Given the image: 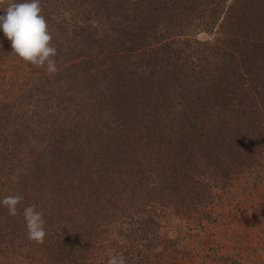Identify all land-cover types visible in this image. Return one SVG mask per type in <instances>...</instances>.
<instances>
[{
  "label": "trees",
  "instance_id": "trees-1",
  "mask_svg": "<svg viewBox=\"0 0 264 264\" xmlns=\"http://www.w3.org/2000/svg\"><path fill=\"white\" fill-rule=\"evenodd\" d=\"M89 1L72 21L82 33L75 44L64 17L53 25L46 21L70 54L56 61L55 74L19 57L7 88L0 89V196L11 187L12 175L4 170H14L11 159L29 163L35 150L45 149L51 163L39 165L45 172L39 180L75 201L59 194L50 207L61 226L45 235L44 264H107L109 252L127 261L152 248L157 234L150 231L158 228L163 207L156 212L142 188L170 193L177 204L171 223L182 227L163 233L164 250L199 237L205 243L191 251L200 264H242L250 255L242 256L235 245L231 255L228 248L210 249L209 228L232 230L238 216L264 209V0H232V17L215 31L213 20L227 0ZM13 2L20 0H0V9ZM40 6L51 9L48 1ZM200 32L211 38H198ZM0 46L3 57L17 56L2 32ZM85 57L94 63L83 68ZM112 69L117 72L111 78ZM83 103L90 116H71ZM115 126L120 131L112 142L101 135L78 144L92 130L115 132ZM67 148L71 154L64 157ZM79 152L86 157L79 159ZM119 210L128 214L127 227ZM102 232L112 237L105 250L94 244ZM257 245L253 253L264 249ZM158 253L144 255L140 264H160Z\"/></svg>",
  "mask_w": 264,
  "mask_h": 264
},
{
  "label": "rangeland",
  "instance_id": "rangeland-1",
  "mask_svg": "<svg viewBox=\"0 0 264 264\" xmlns=\"http://www.w3.org/2000/svg\"><path fill=\"white\" fill-rule=\"evenodd\" d=\"M46 1L50 2L51 9L50 10H42L46 11L49 14V11L51 12V17L45 18L46 21H48L49 25H53V19L56 18L58 22L62 19V22H66L65 28H67L68 31H70L69 38L71 39L72 44H75L74 40L76 39L78 34H82L81 32L77 30H73L72 27V21L75 20L74 15L77 13L83 12V9H87L88 5H86V1L89 0H40V2L45 3ZM83 1V2H82ZM81 10L79 9V4L81 3ZM90 3V1H89ZM232 0H227L226 5L222 7L221 9H218V14L216 13V18L213 20V31L218 29V25L222 24V28L224 29L223 25L226 24V20H229L232 17V11L229 9V5H231ZM213 8V7H210ZM66 9V10H65ZM63 12V14L58 18L57 15L59 13ZM225 22V23H224ZM86 29H89L87 27ZM73 31V32H72ZM83 31V30H82ZM200 39H210V35L206 32H200L197 36ZM64 38H61L59 36L52 37L51 45L54 46L57 50L60 51L59 54L56 56H60L58 59H56V56L54 57L55 61H62L64 59H67V57L70 56L68 51H64L63 48L60 46L61 42ZM70 44V47L73 46ZM3 47V45H2ZM92 51V50H90ZM8 58L3 57V51H1L0 46V89L7 88L5 85V81L8 80L7 77H10L12 75V66L19 63L18 60L20 59L19 56L14 55L12 53H8ZM5 58V59H3ZM92 57H85L82 63L80 64L81 67H89L94 62L91 60ZM139 60V59H137ZM66 63V64H65ZM65 66L67 65V62H65ZM98 63V62H96ZM95 63V64H96ZM35 67V66H34ZM124 69L127 67H123ZM16 70L18 72L20 71V68L16 67ZM113 72L110 77L112 78L114 76V73L117 72V70H111ZM110 78V79H111ZM108 79V80H110ZM113 82V80L111 81ZM101 108V107H100ZM75 112L71 113V116L75 117L76 113H82V115L85 113L87 117L90 115L87 113L88 107L83 103V105H79L74 108ZM89 115V116H88ZM94 115V114H93ZM83 117V116H82ZM99 121H106L103 116L97 115ZM82 121V118H79ZM94 123H92L91 127L89 129L93 128ZM115 132L113 130H107L106 133L102 129L92 130L89 134L81 136L78 139V144L82 145L84 143L83 140L86 138H92L97 137L101 138V135H106V140L109 138L110 141L114 139V136L119 133V129L117 126ZM93 134L92 136H89ZM68 149V148H67ZM35 155L26 158L29 163H27L25 160H22L20 157H17V159H11L13 165H15L14 170H10L8 167H5V173L8 175L10 174V177L12 175V183L11 187L8 186L6 189H4L1 192L0 199H3L5 196L19 194L20 192L24 191H30L26 197L23 198L21 203L17 206L18 207V213L16 216L10 217L8 214L7 208L4 206H0V264H44L46 263V258L49 256L48 253H46V244L47 239L44 238L43 243H37L35 241L29 240L28 236H23L24 234H19L20 231L25 230V221L23 218V209L27 206H35L38 211H40L43 214V219L45 221L44 228L45 232L47 233H53L55 232L54 229L58 225H60V222H57V220L53 217V214L51 212L50 207L53 206L54 203H56L57 195L61 194L62 192L57 187H52L50 184L47 183V180L40 181L39 177H43L44 171L42 172L39 165H49L51 162L49 161V158L47 157V153L45 152V149L43 151L35 150ZM71 154L70 149L67 150L63 154L64 157H69ZM75 156V154H74ZM77 157L79 159H83L86 157V155H82L81 152L77 153ZM24 158V157H22ZM64 160V159H62ZM86 162H90V170L93 169L92 161L90 159H85ZM54 163V162H53ZM152 167V165H151ZM34 168L36 170H34ZM12 171V172H11ZM37 171V172H36ZM73 172V170L71 171ZM0 175L4 176L2 171L0 170ZM24 177L32 179L31 181H27L26 179H23ZM38 182L43 183L41 186H37ZM31 186H34L36 188H31ZM50 186V187H49ZM135 185L129 184V188L134 187ZM65 188V187H64ZM142 191L144 195H148L150 197V205L157 206V211H160V208L163 207V214L162 217L159 219L160 223L158 225V228H153L150 232H154L157 234L156 237L152 238L151 244H154V249H143L140 250L137 254H133L132 257L126 261V264H140L145 260L144 255H147L151 258L154 253L157 251L160 254V264H200L199 259L195 257V251H191L192 246L199 245L201 243H205L203 241L199 240V237H191L184 239L185 241L180 242L175 245L174 247H170L167 250H164L165 245L163 246V233H167V230L174 226L175 229H177V226L182 227V223H171V218H175V210L176 205L174 202V197L171 198L170 193H164V191H161L160 195H158L156 192L154 193V190L148 189V188H142ZM137 193H141V189L137 188ZM65 200L68 201H75L72 198V194H63ZM49 197L54 201L46 200V198ZM147 197V196H146ZM159 197V200L156 198ZM119 202V201H117ZM116 202V203H117ZM64 207L68 208L69 205H65ZM121 206H118V208ZM120 211V210H119ZM120 218L122 220L123 227H127L129 225V218H127L128 214L127 212L120 211ZM164 215V216H163ZM11 218V219H10ZM128 220V223L125 224V220ZM158 220V221H159ZM234 228L232 230L226 229L224 227L213 225L214 228H209L210 233L213 234L211 236V242L208 244L210 249H213L216 246V249H221L222 247L228 248L230 255L232 254L231 248L233 245L237 247V249L241 250V255L246 256L250 255V258H247L244 262L243 257L241 258L242 264H264L261 261L264 256V249H257L255 253L252 252L251 248L253 246L254 241L258 242L257 246H262L264 244V209L263 210H255L250 209L245 215L238 216L236 218V221L234 220ZM62 224V223H61ZM237 224V225H236ZM53 225V226H52ZM174 232H171V235H175ZM111 233L105 234L102 232L100 236L97 238L96 241H94V244L96 246H102L108 245L109 242L111 243L112 237L110 236ZM140 235V233H138ZM167 235V234H165ZM183 235V234H182ZM201 238H204V236L201 235ZM228 238V240H227ZM51 242L56 241L55 236H51ZM198 240V241H197ZM95 246V247H96ZM263 247V246H262ZM174 248V250H171ZM223 248V249H224ZM249 248V250H248ZM206 250V249H205ZM229 255V253H227ZM143 256V257H142ZM259 256H262L261 258H258ZM126 259V258H125ZM206 261L205 264H217L213 262V260H203ZM159 264V263H158Z\"/></svg>",
  "mask_w": 264,
  "mask_h": 264
},
{
  "label": "clouds",
  "instance_id": "clouds-1",
  "mask_svg": "<svg viewBox=\"0 0 264 264\" xmlns=\"http://www.w3.org/2000/svg\"><path fill=\"white\" fill-rule=\"evenodd\" d=\"M40 0H20L0 9V32L10 42L11 49L22 60L38 68H45L47 73L57 72V49L51 45L52 36L48 31L45 17L41 14ZM23 200L19 194L0 199V206L7 208L10 216H16L18 205ZM26 232L29 240L43 243L46 232L43 214L35 206L23 209ZM107 264H126L123 255L108 253Z\"/></svg>",
  "mask_w": 264,
  "mask_h": 264
}]
</instances>
